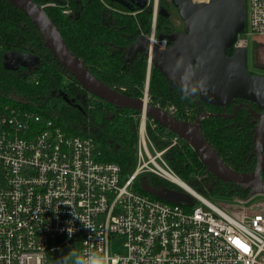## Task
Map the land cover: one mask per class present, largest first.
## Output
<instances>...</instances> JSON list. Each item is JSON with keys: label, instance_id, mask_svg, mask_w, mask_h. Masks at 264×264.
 I'll list each match as a JSON object with an SVG mask.
<instances>
[{"label": "built area", "instance_id": "obj_1", "mask_svg": "<svg viewBox=\"0 0 264 264\" xmlns=\"http://www.w3.org/2000/svg\"><path fill=\"white\" fill-rule=\"evenodd\" d=\"M245 4L248 34L264 36V0ZM150 39L169 47L154 30ZM39 107L18 92L0 100V264H56L69 250L94 251L104 264H264V201L215 203L191 186L190 199L173 202L135 187L151 172L184 188L165 158L169 146L148 136L147 120L153 129L155 121L139 116L137 166L124 179L93 136L70 134Z\"/></svg>", "mask_w": 264, "mask_h": 264}, {"label": "trees", "instance_id": "obj_2", "mask_svg": "<svg viewBox=\"0 0 264 264\" xmlns=\"http://www.w3.org/2000/svg\"><path fill=\"white\" fill-rule=\"evenodd\" d=\"M34 1L42 4L47 0ZM66 2L78 13L66 16L60 9L51 6L45 10L72 52L111 88L129 96L143 97L147 57L143 53L132 57L131 53L127 54L120 47L131 44L143 31L151 29V3L141 9L131 10L110 0ZM162 3L160 8L163 12L158 15L156 29L160 35L173 28L170 18L172 4L168 0H162ZM160 29L164 32L161 33ZM7 51L32 52L41 61L36 68L8 70L4 66V54ZM254 62L257 67L254 66L251 72L264 75L259 72L264 71V65L259 64L257 57ZM14 92L35 102L42 113L54 118L70 134L93 136L102 150L103 159L117 163L124 179L135 170L140 118L133 115H139V111L116 108L96 96L93 106H86L81 99L86 91L53 57L30 18L9 0H0V100H6ZM63 93L76 103L79 102L82 108L74 102H68ZM148 101L170 111L179 119L191 122L199 119L205 137L230 167L241 171L255 169L259 119L252 109L260 111L256 103L244 99L233 100L224 107L206 103L197 93L186 94L171 86L154 66L151 68ZM147 133L158 149L169 146L165 158L188 185L206 194H220L229 198L250 195L248 188L225 182L211 173L198 153L182 138L170 145L176 134L165 127L158 124L153 129L148 124ZM143 185L156 190L181 189L170 180L151 172L137 176L135 187L146 192Z\"/></svg>", "mask_w": 264, "mask_h": 264}, {"label": "water", "instance_id": "obj_3", "mask_svg": "<svg viewBox=\"0 0 264 264\" xmlns=\"http://www.w3.org/2000/svg\"><path fill=\"white\" fill-rule=\"evenodd\" d=\"M9 1L30 18L53 57L85 91L116 108L139 111L144 117L152 119L188 142L207 169L219 179L248 188L251 195L264 194V75L252 73L248 68L245 46H236L233 51L230 50L245 28V0H210L201 3L193 0H171L184 22V32L160 35L161 39L166 37L172 42L168 48H158L152 39L144 34L139 35L131 44L121 46L120 48L127 54L131 53L132 57L143 53L150 62L143 97L126 95L97 78L68 47L57 25L40 4L34 0ZM110 1L131 10H138L150 4V0ZM160 12H163L162 8ZM40 61V57L32 52L7 51L4 54V66L8 70L20 67L36 68ZM151 66L156 67L171 86L183 90L186 94L197 93L206 103L220 107L227 106L236 99L256 103L261 110L256 112L252 109L259 118L255 146L256 168L250 172L233 169L205 137L199 119L193 122L179 119L170 111L151 104L148 101ZM62 95L68 102H75L65 93ZM75 105L82 108L76 102ZM143 186L147 192L168 201L190 199L187 192L167 188L156 191Z\"/></svg>", "mask_w": 264, "mask_h": 264}, {"label": "rangeland", "instance_id": "obj_4", "mask_svg": "<svg viewBox=\"0 0 264 264\" xmlns=\"http://www.w3.org/2000/svg\"><path fill=\"white\" fill-rule=\"evenodd\" d=\"M64 1L65 2L59 1V0H47L45 2H54L55 5H50V6L53 7V8L60 9L63 12V14H65L66 16H72L73 14L78 13L77 9H74L71 4H70L71 5V7H70L66 3V0H64ZM168 1L171 2V0H168ZM150 3H151L150 6H152V22H153L154 14L156 15V17H155L156 19H155L154 34H155L156 40H159L161 38L159 37L160 34L157 33L158 30H156L157 29V25H158L157 24V18H158V15L160 13V7L162 6L161 4H163V3H162V0H150ZM156 3H157V5L155 6ZM171 4H172V2H171ZM245 6H246V4H245ZM68 8L71 9V13H67L66 12V10ZM156 9H157V11H156ZM170 9L172 10V14H171L170 18H171V22H172L173 28L168 30L167 33L166 32L162 33L164 31H162L160 29V32L163 35H168V34H171V33H174V32H181V31L184 30V22H183V20L181 19L180 15H179L177 7H175L172 4V7L170 6ZM164 10H166L165 6H164ZM168 10H169V7H168ZM246 10H247V7H246ZM156 12H157V14H156ZM142 33L144 35H146L147 37L151 38V36L153 34V25L151 26L150 30H148L146 32L143 31ZM165 39L168 40V38H166V37L163 38V40H165ZM242 40L245 41L244 46L247 49V56H248V62L247 63H248V68L250 69V71L253 70L254 66L257 67V65H255V62H254L255 57H257V61L259 62L260 65H264V36H255V35H252V34H248V28H247V23H246L243 32H241L238 35L237 41L235 42L234 46H232V48L230 50L233 51V49L236 46V44L239 41H242ZM168 42H169L168 45L170 46L172 44V42H170L169 40H168ZM257 71H259V70H257ZM259 72L264 74V71H262V70L259 71ZM82 98H84V99L88 98V95H87L86 92L84 93ZM139 115H141V114H139ZM142 118H143V116H142ZM150 122H151V120H147V124H152ZM149 146H150V150L153 152V149H152L151 145H149ZM157 161L162 164V162H161V160L159 158H157ZM195 189L200 191V193H202L204 196H206L207 198H209L211 201H213L215 203L217 201H221V202H224V203H230L231 202L229 200L230 198H233V199L234 198H239L237 196V197H230V198L225 199L220 194H212V193L206 194L199 188H195ZM177 190L183 191V192H188L185 187L181 188V189H177ZM239 199H244V201H246V202H243L242 205L244 207L248 208L252 204L263 202L264 201V194H254V195L250 194L247 197H243V198L240 197ZM232 201H234V200H232Z\"/></svg>", "mask_w": 264, "mask_h": 264}, {"label": "clouds", "instance_id": "obj_5", "mask_svg": "<svg viewBox=\"0 0 264 264\" xmlns=\"http://www.w3.org/2000/svg\"><path fill=\"white\" fill-rule=\"evenodd\" d=\"M73 216L80 218L79 215H76L74 213H73ZM68 223L71 224V221H69ZM84 225L91 226V225H86V224ZM72 231L70 232L68 230L69 235H71ZM56 264H104V262H103V259L99 257L97 253L94 251L88 250L86 252H81L79 250L77 251L69 250L67 253H63L59 257H56Z\"/></svg>", "mask_w": 264, "mask_h": 264}, {"label": "bare ground", "instance_id": "obj_6", "mask_svg": "<svg viewBox=\"0 0 264 264\" xmlns=\"http://www.w3.org/2000/svg\"><path fill=\"white\" fill-rule=\"evenodd\" d=\"M153 29H154V26H153ZM141 114V113H140ZM136 116H140V115H136ZM143 117H144V115H142ZM142 116L140 117V118H142ZM142 124H145V121H144V119H143V121H142ZM169 179H172L171 177H169ZM173 179L175 180V181H177L179 184H181L182 186H184L186 189H188V190H192V188H191V186L190 185H188L185 181H183L181 178H179V177H177V176H173Z\"/></svg>", "mask_w": 264, "mask_h": 264}, {"label": "flooded vegetation", "instance_id": "obj_7", "mask_svg": "<svg viewBox=\"0 0 264 264\" xmlns=\"http://www.w3.org/2000/svg\"><path fill=\"white\" fill-rule=\"evenodd\" d=\"M154 22H155V20H153ZM154 30V29H153ZM184 32V30L183 31H181V32H177V33H183ZM21 68V67H20ZM19 68V69H20ZM16 70H18V69H16ZM84 95V94H83ZM82 98V97H81ZM89 96H88V98H86V100L84 101V103L87 105V101H89ZM92 99V101H94L95 99H96V97H94L93 96V98H91ZM75 103V102H74ZM78 104H79V102H78ZM260 110V109H259ZM256 112H261V110L260 111H256ZM256 116V115H255ZM259 119V118H258ZM158 125V124H157ZM179 137V136H178ZM180 138V137H179ZM181 139V138H180ZM257 164V163H256ZM256 168V167H255ZM234 169V168H233ZM236 170V169H235ZM237 171H241V170H237ZM253 171V170H252ZM243 172H250V171H243ZM263 172V171H262Z\"/></svg>", "mask_w": 264, "mask_h": 264}, {"label": "snow or ice", "instance_id": "obj_8", "mask_svg": "<svg viewBox=\"0 0 264 264\" xmlns=\"http://www.w3.org/2000/svg\"><path fill=\"white\" fill-rule=\"evenodd\" d=\"M244 248H245V250H246V246H244V245H242Z\"/></svg>", "mask_w": 264, "mask_h": 264}]
</instances>
